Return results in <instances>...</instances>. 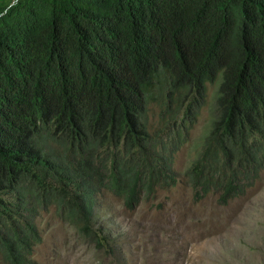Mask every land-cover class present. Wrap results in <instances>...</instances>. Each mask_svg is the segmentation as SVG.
Here are the masks:
<instances>
[{"label": "trees", "instance_id": "trees-1", "mask_svg": "<svg viewBox=\"0 0 264 264\" xmlns=\"http://www.w3.org/2000/svg\"><path fill=\"white\" fill-rule=\"evenodd\" d=\"M215 82L187 175L196 202L226 205L264 171V0L0 4L1 261L36 264L50 206L102 248L98 196L134 211L175 186L173 155Z\"/></svg>", "mask_w": 264, "mask_h": 264}, {"label": "rangeland", "instance_id": "rangeland-1", "mask_svg": "<svg viewBox=\"0 0 264 264\" xmlns=\"http://www.w3.org/2000/svg\"><path fill=\"white\" fill-rule=\"evenodd\" d=\"M218 83L207 84L194 122L184 130L173 155L176 185L129 211L103 192L96 200L93 226L106 241L97 248L50 206L34 223L41 243L36 264H264V171L246 193L220 205L219 195L196 202L187 175L198 161L211 129ZM156 114L150 115L155 124ZM0 264H4L0 259Z\"/></svg>", "mask_w": 264, "mask_h": 264}, {"label": "crops", "instance_id": "crops-1", "mask_svg": "<svg viewBox=\"0 0 264 264\" xmlns=\"http://www.w3.org/2000/svg\"><path fill=\"white\" fill-rule=\"evenodd\" d=\"M13 0H0V4L10 3Z\"/></svg>", "mask_w": 264, "mask_h": 264}]
</instances>
